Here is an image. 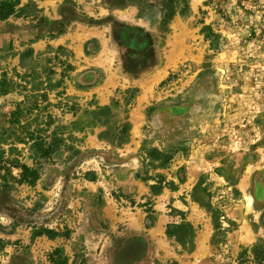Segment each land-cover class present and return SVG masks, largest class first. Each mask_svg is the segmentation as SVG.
<instances>
[{
	"label": "rangeland",
	"instance_id": "374dc122",
	"mask_svg": "<svg viewBox=\"0 0 264 264\" xmlns=\"http://www.w3.org/2000/svg\"><path fill=\"white\" fill-rule=\"evenodd\" d=\"M187 1L0 20V264H236L264 239V0ZM113 20L152 34L155 66L125 71Z\"/></svg>",
	"mask_w": 264,
	"mask_h": 264
},
{
	"label": "trees",
	"instance_id": "16d2710c",
	"mask_svg": "<svg viewBox=\"0 0 264 264\" xmlns=\"http://www.w3.org/2000/svg\"><path fill=\"white\" fill-rule=\"evenodd\" d=\"M19 3L20 0H0V20H6L15 15L19 10ZM188 5V1L184 0L181 11L187 9L189 7ZM168 17L170 16L167 15V12H164L162 21L164 22V18ZM112 22V37L122 50V61L125 71L129 74L137 75L155 66L156 52L152 34L141 26L125 24L117 20H113ZM28 51L32 53V49ZM9 91L10 89L7 88V82L3 74L0 81V94H6ZM109 109V106L101 107V110ZM56 143L55 140L53 143H48L44 142L41 138H36L34 139L33 146L40 152L41 157L46 158L50 155L53 145ZM13 163L22 169L21 178L19 179L20 182L34 184L39 178L37 169L27 164ZM176 231H181V234L176 235ZM193 233V227L186 222L169 225L167 228V235L169 237L175 236L176 240L183 246L186 245L187 235L190 237L188 242H192ZM55 251L59 253L60 249H56ZM52 261L54 264L65 263V260H62L61 256ZM236 264H264V239H260L251 250L243 249L237 258Z\"/></svg>",
	"mask_w": 264,
	"mask_h": 264
}]
</instances>
